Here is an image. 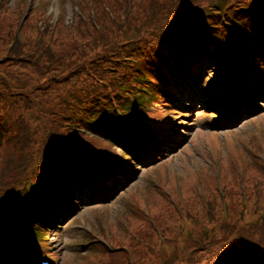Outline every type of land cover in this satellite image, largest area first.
<instances>
[{
	"label": "trees",
	"instance_id": "obj_1",
	"mask_svg": "<svg viewBox=\"0 0 264 264\" xmlns=\"http://www.w3.org/2000/svg\"><path fill=\"white\" fill-rule=\"evenodd\" d=\"M106 1L111 0H86L81 3V10L88 14V22L76 13L77 20L63 21L62 27L54 34L50 25L43 32L39 26L27 23L17 31L19 18L14 21L4 15L2 20L9 38L0 36V186L8 187V197H3L0 205L5 209H18L14 199H22L21 202L29 209L36 210L31 215L33 224L38 220L46 222L47 217L55 213V208L66 201L79 182L75 170L80 154L75 148L92 144L81 131L75 129L69 134L62 132L60 137L54 132L47 136V127L42 126L40 130L44 122L50 119L62 127L66 113L72 110L85 128L103 132L106 127L107 135L115 133L102 118L137 107L135 96L145 94L143 87L147 78L144 73L150 67L165 62L171 55L182 54L198 35H202L199 38L203 47L210 38L217 40L219 35L225 43L234 44L237 23L245 22L256 29L257 17L264 12V0H212L213 5L218 7L216 10L195 6L189 0L182 2L184 7L186 3L189 5L187 8L172 5L169 1L165 4L162 0H139L138 5L134 1L133 7H130L124 0L118 7L120 13L115 20H111L103 6ZM89 2L96 10L94 21L89 13ZM96 22L101 27H97L100 25ZM155 30L160 31L157 40H161L160 46L163 45L148 54L142 41L147 33ZM176 31L196 35L170 42L167 34H177ZM200 48L204 55L200 53L199 56L206 57L210 53L206 48ZM247 51L245 47L241 53ZM141 55L146 57L139 61ZM194 61L202 63L200 57L193 59L192 63ZM214 62L218 59L215 58ZM67 97L72 99L71 103L66 101ZM31 101L38 102L35 112L29 109L28 102ZM46 109L47 116L44 114ZM35 115L40 121L35 120L34 123L32 119ZM44 187L49 189L46 194L43 193ZM255 188L257 194L254 189L244 187L237 198L229 191L226 197L230 223L212 239L207 237L199 222H195L199 213L194 215L191 234L197 240L189 241L184 249V262L264 264V245L255 246L252 240L246 238L250 229L264 224L262 186L256 185ZM255 205L260 206L263 212L253 218L248 216L247 209L255 212ZM168 216L175 220L173 212L170 211ZM215 220L217 218L212 215L210 221ZM137 233L146 241V246H143L146 258L153 262V255L150 254L154 245L153 231L142 226ZM203 237L211 240L205 241ZM206 253L212 257L201 262L200 257ZM172 260L176 264L182 262L169 258L167 262L158 264H172Z\"/></svg>",
	"mask_w": 264,
	"mask_h": 264
},
{
	"label": "rangeland",
	"instance_id": "obj_2",
	"mask_svg": "<svg viewBox=\"0 0 264 264\" xmlns=\"http://www.w3.org/2000/svg\"><path fill=\"white\" fill-rule=\"evenodd\" d=\"M26 1L32 0H0V6L4 15L10 20L17 21L19 18L17 23L19 26L20 23L21 25L25 24L23 10ZM111 1L115 3V12H120L118 7L124 0H119L118 4L117 0L116 2L115 0ZM134 1L138 5L137 0H127L130 7H133ZM36 2H41L40 10L49 12L54 20L61 12L63 17L66 14L68 23L72 17L77 20L75 6L84 3L85 0H36ZM31 13L30 19H33L38 15L39 10H33ZM48 24L52 25L53 20H49ZM0 33L7 34L8 32L4 29ZM37 95L39 96V94ZM28 106L31 111L35 112L38 102H28ZM181 118L183 117L177 118L176 121H184L180 120ZM207 119L214 120L213 116L209 115L203 119L201 114L196 112L195 116L185 120L182 130L188 137V141L186 143L179 141L177 145L181 146L182 150L179 148V153H174L173 156L169 155L166 158L165 162L169 164L166 180H164L165 171L162 169V165L153 166L154 168H150L151 165H142L138 166V172L135 171L139 177L131 178L126 188L110 205L90 204L92 196L88 194L73 198L72 200L77 206L73 208L76 212L72 217L68 216L62 224L59 223V217L52 218L49 222L51 228L49 241L52 247L50 251L59 258V261H62V264H116L114 263L116 259L122 264H128L121 250L108 255L104 245L87 241L97 237L99 241L105 239L108 244L123 249L130 241V232H137L143 224L145 215H147L144 211L146 206L153 213L161 211L164 214V212L171 211L175 215V221L167 222L168 228L163 230H166L163 232V237L154 233V245L151 246L154 252L156 247L162 250L166 247L168 240L180 236L179 228L182 224H180V218L175 211L174 200L181 195L185 198L189 197L192 210L199 213V218L195 222L198 221L204 230L211 225L210 217L212 215L217 219L224 215L223 204L220 195H212L203 203H200V196L210 195L213 192L218 193L222 189L225 195L227 191H230L237 198L244 187H249L250 190L254 189L257 194L255 186L259 185L262 186L261 194L264 198V113L261 116H253L246 123L244 122L247 119L243 120L237 127L228 130L222 127L205 126L203 121ZM215 128L217 129V132H214L216 136L206 131ZM204 136L209 138V144L206 139H203ZM197 148H202L203 152L198 154ZM153 175L161 179L159 184L152 180ZM155 180L157 181V179ZM210 205L213 206L214 214H212ZM262 205L264 208V203ZM255 207V212H250V208L247 209V213H250L248 216L256 218L262 214V208L258 205ZM71 209L70 206H64L61 214L68 213ZM189 216H191L190 213ZM130 223L135 228L131 227ZM104 226L111 227L112 230L101 232ZM91 228L95 234L88 233ZM38 229L40 247H45L47 244L45 233L48 227L39 223ZM130 238L132 239V237ZM246 238L252 240V244L255 246L264 245V224H260L253 230L250 229L246 233ZM82 243H86L85 246ZM177 243L182 245L178 240ZM144 251L143 245L137 247L139 255L137 264H145L143 259L147 254ZM172 252L171 258L177 257L176 260H179L178 257L182 256L184 248L176 247ZM64 257L65 262H63ZM211 257L209 253H206L200 259L201 262H204ZM165 259L166 257L161 258L162 261ZM135 261L133 260L129 264H135ZM170 263L176 264L173 260ZM179 264H187V262Z\"/></svg>",
	"mask_w": 264,
	"mask_h": 264
},
{
	"label": "bare ground",
	"instance_id": "obj_3",
	"mask_svg": "<svg viewBox=\"0 0 264 264\" xmlns=\"http://www.w3.org/2000/svg\"><path fill=\"white\" fill-rule=\"evenodd\" d=\"M208 198H206V197H200V203H203V202H205L206 200H207ZM212 206V205H211ZM213 207V206H212ZM223 208H226L227 209V211H228V207H226V206H223ZM232 216V215H231ZM231 220V219H230Z\"/></svg>",
	"mask_w": 264,
	"mask_h": 264
}]
</instances>
